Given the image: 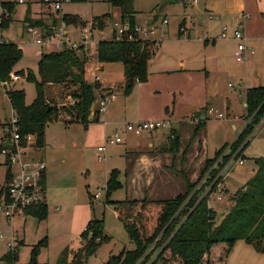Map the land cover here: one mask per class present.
<instances>
[{"label": "rangeland", "instance_id": "1", "mask_svg": "<svg viewBox=\"0 0 264 264\" xmlns=\"http://www.w3.org/2000/svg\"><path fill=\"white\" fill-rule=\"evenodd\" d=\"M172 5L173 3H170V1L164 0H136L135 2V8L139 11L138 18L142 23H149L150 15L154 11L156 14L155 24L158 32L155 33L156 35L153 34V38L157 37L161 41V47H158L153 58L158 64L169 65V67H182L178 64L182 59H185L186 64L189 66L205 67V57H211L214 53L213 43H210L209 47L203 48V46L197 47L193 43H183L175 40V36L178 37L179 34L178 21L182 9L170 7ZM1 13L2 8L0 6V20ZM26 13L29 14L30 21L36 19L49 24L53 20L54 10L44 5L41 0H25L23 3H18L10 27L2 28L0 26V41L14 42L22 48L23 57L14 66V71L31 69L36 76H39V61L42 53L58 50L54 49L53 46L41 47L34 42L33 36L27 30L30 22L24 18ZM63 13L77 14L88 22H91L95 16H102L107 13H111L113 19L121 17L119 9L111 6L106 0L67 2L63 6ZM165 19L169 20V24L165 23ZM110 25L111 23L101 33L95 30V39L98 40L102 36L109 38L111 35ZM44 30L47 32V29ZM77 35L78 32L75 30V36ZM159 41L157 42L160 45ZM90 60L89 62H94V58ZM233 60L236 63L235 58ZM209 63L211 69H215L216 64H212L208 59V65ZM229 65H232V61ZM90 68L93 70L94 65H90ZM238 68L239 64L233 65L230 70H221L222 74L212 70L211 77L206 80L207 76H205V80L202 81L205 83L203 86L212 93L210 103L215 110L213 113L207 110L208 120L205 131L207 136L206 155L208 158H213L216 151L225 145L224 143L231 142L236 138L243 128L244 121H248V123L251 121L244 105V91L246 88L264 86V66L259 71L256 80L251 73L247 76L252 77L253 80H249L244 74V70L237 73ZM97 73L101 79L111 83L118 99L127 97L122 92L125 80L122 63H106L105 70H100ZM88 78L90 81L94 78L91 71L88 73ZM2 84L0 81V128L10 123L13 115V108L7 95L8 87H4ZM10 84L9 89H23L25 91L27 104H31L36 98L35 82L28 81L24 76L21 75L19 79L10 81ZM213 92L216 96H213ZM68 93H70L69 88L64 85L52 84L47 87V96L51 104L57 105L58 108L69 106L72 97ZM118 99L113 104L108 105L107 117H105V114L104 117L108 121L118 123L121 133L126 130L127 123L134 122V112L132 111L133 108L130 107V114L128 112L123 113L124 110L118 103ZM134 104H137L136 101ZM218 112H221L223 116H218ZM66 119H70V116L61 110L59 117L50 120L45 128V160L48 167L46 170L48 218L38 223L34 216L24 217L19 215L14 217L15 221L12 224V220H9L0 212V257L7 250L17 247L19 258L16 264H70L69 261L82 241L78 229L83 228L93 218L104 220L105 232L112 239L103 243L96 254L89 256L87 264H103L112 253L119 254L124 249L131 250L135 248L134 242L130 239L123 222L117 215L115 201L124 200L125 198L142 199L145 196L151 200H158L174 197L176 192L180 191L178 193H181L186 190L187 185L184 175L186 172L184 168L181 172L180 165L182 164L183 154L180 151L179 155H175L172 164L165 165L168 167L170 178L166 182H158L160 172H157V179L150 185L144 184L143 181V184L138 188L140 193L135 194L133 190L126 187V183L124 187L114 191L108 197L106 187L110 171L115 167L123 171L127 169V161L123 153L126 149L130 150L131 148L129 140L137 141L141 136L126 131L128 141L126 143L108 144L105 153L106 160H100L99 155L103 153L98 150V146L104 143V138H101L104 124L103 126L97 125L98 127L94 128L91 134L86 130L89 126L85 129L83 124L78 122L67 123ZM5 121L8 122L7 125H5ZM168 124V126L160 127L157 130H163V133L167 135L164 136L167 138L166 145L169 146L168 136L171 133L169 126H172V123L169 122ZM115 127V124L109 126L110 134H114ZM189 131L191 136L193 130ZM254 135L251 143L244 151L246 153L245 163L242 166L238 165L234 170H232V167L226 179L223 191L224 199L219 201L215 195L212 196L211 203L212 207L218 212V223L234 204L236 192L255 176L257 169L255 160L264 157V124ZM190 139H185V150L187 148L189 150ZM226 145L230 147L232 143H226ZM188 150L186 151L188 152ZM6 160V155L0 151V192L6 182L8 170ZM162 174L164 175V171ZM98 191L101 195L95 197V193ZM91 202H93V205H91ZM154 216L153 212L149 217L150 227L153 226ZM25 218L26 222L24 223ZM84 229H81V231ZM17 237L20 242L24 239L25 243L17 245ZM45 237L48 240L47 248H42L37 256V263H31L33 245ZM10 245L13 247H10ZM162 249L161 246L154 250L152 261ZM216 254H218V250ZM165 255L169 257L170 253L166 252ZM171 261L177 262L178 260L172 259ZM0 264L9 263L0 259ZM226 264H264V252L257 251L253 245L241 239L236 242Z\"/></svg>", "mask_w": 264, "mask_h": 264}, {"label": "trees", "instance_id": "2", "mask_svg": "<svg viewBox=\"0 0 264 264\" xmlns=\"http://www.w3.org/2000/svg\"><path fill=\"white\" fill-rule=\"evenodd\" d=\"M75 1L84 0H72V2ZM106 1L119 9L120 16L128 20L132 28L135 26L137 22L134 0ZM18 3L16 0H0V6L3 9L0 20L2 28H8L12 24ZM24 18L29 20V14L26 13ZM62 18L69 24L86 25L88 23L77 14L63 13ZM112 20L111 13L95 16L92 19L93 27L105 29ZM59 21L60 18L54 13L51 23L47 24L39 20L38 24L43 25L47 32L51 33L52 26L58 25ZM29 22L35 24V20H29ZM157 49L158 43L150 39H101L97 47V58L102 63L121 62L123 64L125 76L123 88L124 93L129 94L138 82L148 80L149 64ZM22 57V48L17 43L0 41V81L9 80L10 74L15 72L28 81L35 82L36 85V98L31 104L26 103L23 89L7 91L10 104L19 118L18 127L22 138L29 133H35L37 134L36 145L43 147L47 123L52 120V115L59 117L61 110L70 116V119H66L67 123L78 122L87 127L98 120V116L91 118V114L92 105L97 99V92L102 84L87 78L89 59L85 54L68 47L59 51L42 53L39 61V76H36L31 69L14 71V66ZM52 84L69 88L68 94L76 100L75 104L61 108L51 104L47 96V87ZM245 101L251 121L230 145L231 151L225 156L221 166L237 151L264 118V86L248 88ZM7 124L8 122L5 125ZM205 126L206 119L200 118L193 129L188 147ZM169 139L168 150L175 157L182 146L181 134L178 130L172 129ZM249 144L250 141L244 144L242 153ZM227 148L225 144L216 151L213 158L206 159L204 168L196 181H191L185 173L186 190L174 197L151 200L145 196L142 199L125 198L115 201L117 215L134 242L135 248L124 249L119 254L112 253L103 264H226L236 242L241 239L253 245L257 251L264 252V157L255 160L257 168L255 176L236 192L234 204L219 223L217 210L209 206L207 196L202 197V192L211 180L207 179L200 189H195ZM6 164L8 170L2 192L8 189V183L13 174L8 160ZM217 169L213 170V176ZM121 177L120 169L114 168L110 171L106 187L108 197L125 186V179L121 180ZM153 212L154 222L150 227L149 217ZM25 214L34 216L39 221L46 220L49 215V206L47 202L32 205L26 209ZM81 237L82 245L75 251L70 264H87L88 257L96 254L103 243L112 239L106 234L104 220L100 218L90 219L81 232ZM47 246V237L33 245L31 263H37V256L42 248ZM161 246L163 249L152 261L154 250ZM217 250L218 254H216ZM166 252L170 253L169 257L165 255ZM18 258L17 247L9 249L0 257L9 264H16ZM172 259L178 261L172 262Z\"/></svg>", "mask_w": 264, "mask_h": 264}, {"label": "crops", "instance_id": "3", "mask_svg": "<svg viewBox=\"0 0 264 264\" xmlns=\"http://www.w3.org/2000/svg\"><path fill=\"white\" fill-rule=\"evenodd\" d=\"M164 1H170V3H173V5L170 7L173 8L177 7L178 9H182L180 10V18L178 21L179 34L178 37L175 36V40L183 43H193L196 44L197 47L203 46V48H207L210 46L209 45L210 43H213L212 44L213 52H214L213 55L211 57L210 56L205 57V67L203 68H201L198 65L189 66L186 64L185 59H182L178 63L182 67H178V68L171 66L169 67V65H162L160 63L158 64V62L155 61V58H152L149 64L148 80L146 82H138L135 85L133 91L129 94H126L127 97L125 96L124 99L123 98L118 99V96L116 95V98L108 105L113 104L118 99V103L124 110L123 113L128 112L130 114L131 113L130 110L131 108H133L132 111L134 112L133 113L134 121L139 119L169 120V122L172 123V126H169L170 132L171 129H176L181 134L182 146L180 151L183 154L182 164L180 165L181 172L184 168L185 172L187 173V176L191 179V181L194 182L199 177L200 172L204 168L206 159L208 158L206 155L207 136H206L205 128L201 131L198 137L191 143L187 153H185L186 150L184 149L185 147L184 142L185 139H190L191 136L189 130L194 129L195 125L198 123L200 118L206 119V123H207L208 120L207 110L209 108H213L210 103V98L212 97V93L208 88L203 86L205 83H203L202 81L205 80L204 78L205 76H207L206 80H208L211 77L212 70L213 71L215 70L219 74H222L221 70H225V71L226 69L230 70V68L233 67V65H238V64H239V68L237 73L244 70L245 72L244 74L246 75L247 78H249V76L247 75L251 73V75H254V79L255 80L257 79V76H259V71L264 66V0H164ZM135 2L136 0H134V9L136 10L135 15H136L137 24L154 25L156 27L155 11L152 13V15H150L149 23H142L138 18L139 11L135 8ZM38 22L39 20L35 19V23ZM167 23L169 24V20ZM182 26L187 29L186 33H182L180 31V28ZM225 27L228 29L230 37L225 39H218L217 35L221 31H223ZM237 29H241L247 35L248 44L254 48V52H250L248 54V59L246 61H238L235 56L234 51L236 50V46L238 45V40L234 37V32ZM157 32L158 31L156 27L155 33L157 34ZM1 36L3 35L1 34ZM150 40H155L156 42L159 41L157 37L153 38V34L150 36ZM159 42L160 45L158 44V47H161V41ZM233 58H235L236 63H234ZM208 59L211 61L212 64L214 63L216 64L215 69H211L210 63L208 65ZM230 61H232L231 66L229 65ZM118 63L121 62H114L108 64H118ZM90 65H94L95 69L98 66L99 71L97 72H100V70L103 71L105 70L106 63L99 62L97 65L95 59L94 62H88L87 78H88V73L90 71L92 72ZM153 67L154 69H152ZM123 73H124V66H123ZM249 80H253V78L251 77L249 78ZM100 82L102 86L101 89L97 92L98 98L103 93L110 91L115 92L114 87L111 85L109 81H105L101 79ZM247 89L248 88H246V90L244 91L245 96ZM122 90H123L122 92H124V88ZM213 96H216V94L214 93ZM245 96H244V105L246 107ZM135 101L137 103L136 105L134 104ZM108 108L109 106H107V109L104 113L100 114L98 112H95L94 114H91V118H93L94 116H98V120L90 123L88 129H86L88 126L85 127V129L92 134L94 128L98 127L97 125L103 126L104 124V130L101 133V138L104 139L105 136L107 135L110 136L113 135L109 133V126L112 124H115L116 126L114 128L115 129L114 134L116 132L120 133V128L117 125L118 123H115L113 121H108L105 118L107 117L106 112ZM247 123L248 121L247 122L244 121L243 128L240 130L238 135L242 132V130L247 125ZM263 124H264V118L255 127L252 137L255 136L254 134L256 133V131L260 129L261 126H263ZM126 131L127 130H123L120 133L124 137V141L121 143H126L128 141V135L125 133ZM136 135L141 136L140 139H138L137 141L129 140V142L131 143L130 144L131 148L130 150L126 149L125 153H123L125 160L127 161V169L123 171L120 168L115 167L121 170L122 173L121 180L125 179L126 181L125 185L127 183L126 187H128V189L133 190L135 194L140 193V191H138V188L143 184V181L144 184L150 185L155 179H157L156 178L157 172H160V174L158 175V182L159 181L166 182L167 180H169L170 178L168 175V167H166L165 165L172 164L174 160L173 153L168 150V145H166L167 138H165L164 135L166 134L163 133V130L146 131L142 134H136ZM238 135L236 136V138L238 137ZM168 140L170 144V139ZM234 140L226 143L231 144L234 142ZM152 151L153 153H151ZM180 151L178 155L180 154ZM45 153H46V149L44 145L43 147L37 149L35 155L36 157H40L45 160V155H46ZM244 156H245L244 158H246V153H244ZM245 160L246 159H244L243 163H235L236 166L234 164L232 170H234L238 165L242 166L245 163ZM163 171H164V175L162 174ZM226 179H225V183H226ZM46 183H47V178L45 175V186L47 189ZM246 184L247 183H245L244 186ZM178 192H176L175 196L177 195ZM226 214L222 216L221 220ZM23 216L28 217L31 215L25 214ZM14 221L15 219L11 223L13 224ZM37 221L38 223H41L43 220L42 221L37 220ZM25 222H26V218L24 220V223ZM85 227L86 225L83 226V228ZM83 228L80 227L78 229L79 234L82 232L81 229ZM13 240L15 239L13 238ZM16 240L18 241L17 244L19 245L25 243L24 239L20 242L19 238L17 237ZM82 242L83 240L81 241V245ZM71 260L69 262H71Z\"/></svg>", "mask_w": 264, "mask_h": 264}, {"label": "built area", "instance_id": "4", "mask_svg": "<svg viewBox=\"0 0 264 264\" xmlns=\"http://www.w3.org/2000/svg\"><path fill=\"white\" fill-rule=\"evenodd\" d=\"M19 3L25 2V0H16ZM44 5L52 8L57 17L60 18L58 25H53V32L48 33L44 27L38 23L28 24L27 30L34 38V42L41 46H53L56 50H63L68 47L76 50L78 53L85 54L90 61L94 58L97 65L100 62L97 58V47L101 39L122 40L127 38L128 40H134L138 38L150 39V36L156 32L154 25H141L135 24L132 28L129 21L122 17L113 19L110 23V37L102 36L100 39H95V30L98 32L105 31V29H99L93 27L92 21L86 25L82 24H69L63 18V6L67 2L72 0H41ZM3 11V9H2ZM7 14V12H6ZM168 20L165 19V23ZM72 29V31H71ZM75 30L78 32L75 35ZM180 31L186 33L187 29L181 27ZM230 34L225 27L218 35V39L229 38ZM234 37L238 40L235 56L238 61H246L248 54L254 52V48L248 44L247 35L241 30L237 29L234 32ZM95 69V68H94ZM99 67L93 71V82H100L101 77L97 73ZM19 75L12 72L10 74V81L19 79ZM10 81L6 80L3 83L4 87L10 88ZM116 98L114 91L103 93L98 99H96L94 113H103L106 111L108 103L112 102ZM75 99L71 98L70 104H75ZM215 110L209 108L208 112L213 113ZM221 117L222 113H218ZM19 118L13 110V115L10 119V125L0 128V151L6 155L7 160L12 166V178L8 183V189L6 192H0V212L9 220L19 215H25V211L32 205L42 204L46 201V186L45 175L47 170V163L44 159L36 157L35 152L38 147L37 134L29 133L24 138L21 137L18 127ZM168 120H146L139 119L138 121L129 122L126 125V130L135 134H142L146 131L157 130L160 127L168 126ZM253 133L247 136L244 144L247 141L251 142ZM124 141V137L116 132L113 135L105 136L104 143L98 146V150L103 154L99 155L100 160H106V151L108 144H118ZM243 145H241L237 151L228 159L227 162L221 166L224 162V158L231 151L228 147L215 161V163L208 170L203 179L199 182L195 189H200L207 179H210V183L206 185L205 190L202 192V197L207 196L209 198V206H213L212 196L215 195L217 200L222 201L224 199V184L225 179L229 176L230 171L235 163H243L244 152L242 153ZM218 168V169H217ZM217 169L213 176V170ZM100 191L95 193V197H99ZM13 245V244H12ZM10 245V247H13Z\"/></svg>", "mask_w": 264, "mask_h": 264}, {"label": "water", "instance_id": "5", "mask_svg": "<svg viewBox=\"0 0 264 264\" xmlns=\"http://www.w3.org/2000/svg\"><path fill=\"white\" fill-rule=\"evenodd\" d=\"M94 107H95V103H93V105H92V114H94ZM57 118V115H52V119L54 120V119H56Z\"/></svg>", "mask_w": 264, "mask_h": 264}]
</instances>
